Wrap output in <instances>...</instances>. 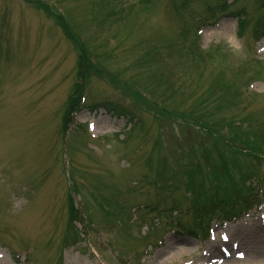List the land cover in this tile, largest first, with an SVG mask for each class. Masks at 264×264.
Masks as SVG:
<instances>
[{
    "label": "rangeland",
    "instance_id": "obj_1",
    "mask_svg": "<svg viewBox=\"0 0 264 264\" xmlns=\"http://www.w3.org/2000/svg\"><path fill=\"white\" fill-rule=\"evenodd\" d=\"M181 2L0 0V264H217L218 237L172 232L164 219L155 221L161 228L153 233L158 227L141 216L173 201L190 207L188 184L204 174L188 173L184 159L192 147L194 164L202 159L195 139L213 128L216 147L202 144L211 147L217 168L215 123L264 127V36H254L264 6L261 0ZM196 34L202 51L181 57L177 48L197 47ZM146 91L162 101L161 109L137 94L150 98ZM108 100L142 121L129 125L127 117L91 106ZM228 102L233 105L224 107ZM237 131L219 142L229 161ZM176 150L187 151L181 173L174 170ZM239 152L247 184L264 190L256 162ZM73 195L82 199L86 228L98 230L96 250L83 241L72 245L85 237L83 223L69 215ZM263 209L231 223L230 244L245 255L221 264H264ZM87 242L93 244L90 235ZM27 247L32 255L22 254Z\"/></svg>",
    "mask_w": 264,
    "mask_h": 264
},
{
    "label": "trees",
    "instance_id": "obj_2",
    "mask_svg": "<svg viewBox=\"0 0 264 264\" xmlns=\"http://www.w3.org/2000/svg\"><path fill=\"white\" fill-rule=\"evenodd\" d=\"M262 24H264V21L261 22V26ZM78 65H83V62L80 61ZM154 106L159 108V105L156 102H154ZM252 122L253 121H251V128L253 127L250 132L251 137H249L248 132L241 130L235 133V137L232 138V141L234 142L235 140H237L239 143L244 144L245 146L243 147L245 149V152L252 154L254 158L258 156H264V127L259 126L258 129H256V127L254 126ZM226 140L227 139L224 136L222 137L221 140H219V138L217 139V146H218L217 147V150H218L217 171H216V167L215 168L213 167V170L211 171L212 174H208L209 176L212 177L213 183H216V184L212 185V188H210L211 194H210L209 200L207 197H205L204 200H199L200 211L207 210L210 207L212 199L217 200V203H222L224 200V197H222L223 192L221 191L223 187L221 186V184L231 179L235 180L236 175H238L239 177L238 181L241 183L240 187L238 186L237 187L239 188L240 191L244 190L243 186L246 180L244 178V175L242 174L243 165L236 158H233L231 161H228L226 154L219 148V142H226ZM218 157H219V160H218ZM230 162L232 164L231 170H229ZM219 163L221 164L222 167L219 165ZM194 171H197V168L194 169L192 166L191 172H194ZM223 172L225 173L224 175H223ZM203 182H204V179L202 183ZM243 194L245 195V193ZM71 213L73 214V211H71Z\"/></svg>",
    "mask_w": 264,
    "mask_h": 264
}]
</instances>
